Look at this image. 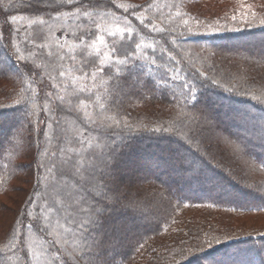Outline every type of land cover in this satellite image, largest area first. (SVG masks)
Returning <instances> with one entry per match:
<instances>
[{"label": "trees", "instance_id": "1", "mask_svg": "<svg viewBox=\"0 0 264 264\" xmlns=\"http://www.w3.org/2000/svg\"><path fill=\"white\" fill-rule=\"evenodd\" d=\"M247 1L0 0V264H264Z\"/></svg>", "mask_w": 264, "mask_h": 264}, {"label": "rangeland", "instance_id": "2", "mask_svg": "<svg viewBox=\"0 0 264 264\" xmlns=\"http://www.w3.org/2000/svg\"><path fill=\"white\" fill-rule=\"evenodd\" d=\"M233 2V5H234V7H233V9H234V11H235V13H237V14H240V16H242L243 14H246L247 12H248V10H249V8H250V3L247 1L246 2V0H232ZM23 194V192L22 191H19L18 193H17V195L20 197L21 195ZM14 195V194H13ZM14 199L16 198V196H14L13 197ZM2 200H6V199H2ZM13 201V200H12ZM9 202H10V200H9ZM248 224H250L248 221H246Z\"/></svg>", "mask_w": 264, "mask_h": 264}, {"label": "snow or ice", "instance_id": "3", "mask_svg": "<svg viewBox=\"0 0 264 264\" xmlns=\"http://www.w3.org/2000/svg\"><path fill=\"white\" fill-rule=\"evenodd\" d=\"M14 19V18H13ZM199 101H197L198 103ZM181 171H183L186 175L185 178L188 180H193L196 178H199V176L201 175V172L198 169H193V168H188V169H181Z\"/></svg>", "mask_w": 264, "mask_h": 264}]
</instances>
